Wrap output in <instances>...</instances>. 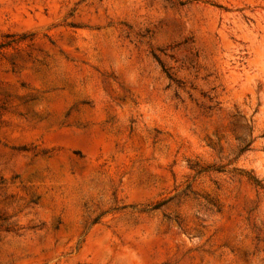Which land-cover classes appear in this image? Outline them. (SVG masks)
Instances as JSON below:
<instances>
[{"label": "rangeland", "instance_id": "374dc122", "mask_svg": "<svg viewBox=\"0 0 264 264\" xmlns=\"http://www.w3.org/2000/svg\"><path fill=\"white\" fill-rule=\"evenodd\" d=\"M0 264H264V0H0Z\"/></svg>", "mask_w": 264, "mask_h": 264}]
</instances>
